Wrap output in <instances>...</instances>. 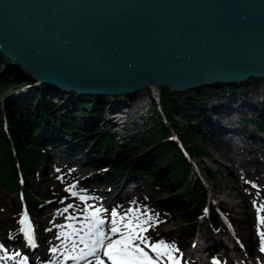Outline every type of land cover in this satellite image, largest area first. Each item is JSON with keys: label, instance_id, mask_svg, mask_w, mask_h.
Returning a JSON list of instances; mask_svg holds the SVG:
<instances>
[{"label": "water", "instance_id": "obj_1", "mask_svg": "<svg viewBox=\"0 0 264 264\" xmlns=\"http://www.w3.org/2000/svg\"><path fill=\"white\" fill-rule=\"evenodd\" d=\"M0 53L41 84L112 101L264 78V0H0Z\"/></svg>", "mask_w": 264, "mask_h": 264}, {"label": "rangeland", "instance_id": "obj_2", "mask_svg": "<svg viewBox=\"0 0 264 264\" xmlns=\"http://www.w3.org/2000/svg\"><path fill=\"white\" fill-rule=\"evenodd\" d=\"M260 80L262 79L258 78L256 81L252 82V80L247 79V81L250 82V84L247 85L249 86L248 90L250 91L252 96H254L255 98H257L259 93L258 94L252 93V92L255 93L256 91L253 85L254 84L256 85ZM32 83H25V84H22L21 86L19 85L17 89L7 92L5 96H10L23 88H28L33 85L35 86L43 85L41 83L34 81V79ZM145 88H147V91L143 93L144 95L141 94L140 97L138 95L134 96V93L131 94L130 96H132V100L131 98H127L128 103L134 106V104L132 103L133 100L143 99L147 95L148 96L151 95L150 87L149 88L145 87ZM157 89L158 87L156 88V90ZM64 91L70 92V90H64ZM53 92L54 91L52 90L47 93V90H46L44 93L51 94ZM74 93L77 94L76 92ZM173 94L175 97H177L176 94L178 95V91L177 92L173 91ZM232 94H233L232 92L231 93L229 92L228 95L225 96V98H229ZM52 96L54 97L55 95L52 94ZM61 97L67 100V98H64L62 96V94L59 95L58 93L56 98L59 99L58 100L59 102H57L56 104L57 106L60 105L61 107L65 108L66 105L63 104L64 101L63 99H61ZM184 98H185L184 96L183 98L182 97L180 98L177 97V99L175 98L176 104H174V107L171 110L172 117L176 120H180L182 123L186 122L188 129L195 130L200 136L204 135V139L206 140L207 137L205 133L202 132L201 127L199 125L197 126L198 119L200 121V118L198 117V113L200 114L202 109L199 108V111L187 113L189 109H191L194 106H191L190 103L189 105L181 104L183 102H179V101L184 100ZM188 99L190 98H187V100ZM68 100L70 99L68 98ZM236 100L238 99L236 98ZM74 101L75 99L71 101V104L74 103ZM200 101H203V100H200ZM254 101L258 103L259 99L257 98ZM198 102L199 101L197 102L195 101L196 104ZM146 103L145 101H143V105H141L142 108L140 109V111H138V112L142 111L145 114L144 116H142V118H139V124H137L138 119L137 121L136 119L135 120L133 119V117H135L134 111H132L133 116L131 118V116H129L130 113H127V112L126 114L124 113L125 111L122 110L123 108L119 106L118 101L115 103L113 102L109 103V102L103 101V104H104L103 110L105 112L102 116L97 118V121L95 120V116L92 118L91 114H89V117L91 118V122L90 120L88 121L89 117L86 116V118L85 117L81 119L79 118L77 126H80L83 129H89L95 125H98L100 128L105 130V132H108V133L109 131L114 132L115 137H117L121 141L122 138H125L124 135L121 136V134H125L128 132L127 130H124L125 132L121 130L122 129L121 123L116 122L115 125H113V123L116 121L115 119H119L118 116L120 118L127 117V119L131 118L136 123V125L135 123H133L135 126L133 131H138V133L142 132L143 137L145 136L147 137V139H150V138L152 139L154 134L152 133L151 129L154 127L155 121H152L149 118V113L147 112L148 104ZM195 103L194 105H196ZM111 105L112 107L118 108V111L116 112L114 117L109 115V111L111 110L110 109ZM86 109L88 111L93 110L91 106H88V108ZM258 109H261L260 105H259V108H257V110ZM258 113H255L253 115L255 117L254 119L264 121V114L259 116L260 118H256V115H258ZM109 117H112V122H113L112 124L107 123V120ZM189 117L196 119L195 122H192V120H190ZM140 123H143V124H140ZM65 124L69 125V123H65ZM200 125H201V122H200ZM256 127H257L256 124L254 126L252 124L249 125V128L255 129ZM167 132L169 134L168 137H172V139L177 141V139L174 138L175 135L177 137V134L172 129H170ZM139 135H136V137H134L133 140H131L134 146H136L134 148V151L136 152L139 151L141 148V145L139 143V138H140ZM60 136H63V134ZM64 137H68V136H64ZM97 138H98V134H97ZM206 142L207 143L209 142L208 143L209 146L207 147V151H208L207 155L202 156L201 158H195V157L189 158L190 159L189 160L190 162L189 179L191 180L197 179V177L199 178L200 175L207 176L208 180L205 181L206 182L205 185L209 189L208 191L209 199L211 201H215L216 204H219L220 202L219 201L217 202V199H216V198H219L221 200V203L226 206L228 210V214L230 215L229 218H232L234 220L236 229L239 231L241 237H243V239H241L240 237L238 238L240 239L239 240L240 245L244 247L242 249V252L243 251L245 252V253H241L240 250H237L238 251V253L236 254L237 257L234 258V257L228 256V254L222 253V250L215 249L214 252L212 253L216 259L215 261H218L219 264H239L238 261H234V260L241 259L242 260L241 262L250 263V260L245 258V255H247L249 252V249H251V251L253 252V255L256 256V257L253 256L251 258L252 263H255V258H256L259 260V264H264V252L260 251L261 241L262 239H264V237H262L264 236V224H258L256 208L253 207V201H257L256 196L264 197V192L263 190H260L258 184H256L258 179L253 177V175H251L252 170H254V168H257V167H259L261 171L264 172V152L259 151L260 160H256L252 158L255 155L252 154L251 155L252 157H251L246 152H244V155L241 154L240 152L235 153L236 155L233 158H229V152L231 153V151L230 150L229 152L224 151L223 144L217 145L215 143H211L212 141L208 139ZM151 147H149L146 150H148V152L151 151ZM225 154H227L228 157H226ZM114 156H115L114 153L109 154L108 161H111V159L114 158ZM162 157H163L161 159L162 161L159 159H156V160L153 159V162L156 161L155 162L156 165L160 163L159 165L161 167L160 169L164 171L169 154H166L165 156H162ZM56 158L57 157L53 155L51 152L48 154V161L50 163V167L48 170H45L47 172L46 177L45 176H43V178L41 177V172L44 169L43 167L37 170V176L39 177V179H41L40 182L43 188L50 193L51 199L47 201H42L43 203L37 204V206L33 208V211H31L32 216L35 218L37 222L36 227H37V230L39 231L38 232V242L40 244L41 243H44L45 245L48 244V248H46L45 250L47 253H49L50 255H53L50 249L53 247H56L58 251V248L61 245L62 241L65 239H68V237H64L63 232H65L66 230H72V229H77L78 227H82L81 221L84 220L86 209L88 212H91L93 209L101 208V206L103 205L104 207L106 206L109 208V210L106 212L108 216V223H109L108 227L106 228V231H108V229L111 226L110 222L112 220V217H111L112 209L115 208L119 216H123L128 211V209L131 208L133 209V212L130 214L129 217L125 218L124 222H127V219L131 218L132 216H140L141 220L147 221V223L144 224V227L148 228V231L144 234L151 238L150 243L152 241L154 242L155 235L160 234V237H158L159 238L158 240H164L167 244L174 246L170 250L171 257H175L178 260V264H189V257H191L189 256V253L195 246L194 241H197V238H194L193 236L194 235L196 236L201 231V229L199 230L198 228L199 227L198 223L201 219L204 218L207 220V218H206V212H205V214L203 213L198 218H193L192 220L185 219V214L184 212H182L184 207L179 204L180 202H182V199L184 197L183 195H185V193L183 192L184 187L174 186L172 190L175 189L174 190L175 194L173 193L171 197H174L175 195L179 196L177 199V203H173L174 201L172 200L169 202V205H165L164 201H166V199L170 197L167 191H168L169 186L171 187V185H173L172 181L169 182V186H168V181H167L165 185H160V187L153 186V188L151 186L152 185L151 183H149L150 184L149 185V184H144L143 182L144 185H142L141 190L135 191L129 194L126 199H123L124 201L122 204L116 203L117 205L116 204L113 205L111 204V200L113 196L115 195V193L120 188L119 184L115 183L116 186L114 188H109V187L106 188L103 183L100 184L99 182L97 183L95 182L96 184L94 185V188L95 189H106L107 191L106 195L103 194L102 191L90 189V188H93L91 187V184H94V183H91V179L85 176L91 173L90 169L88 168L89 166L88 164L83 165L82 162H81L82 164L78 162L73 163V166L76 165L79 168L78 172L77 174H75L74 177L71 178L69 176L68 178H66V174H63L62 171H58L56 169L57 167ZM105 163L106 161L103 163H98V164L100 165V167H102L104 166L103 164ZM95 168L98 169V167H95ZM208 169L213 170V171L215 170L214 176L208 177L209 175ZM229 169L232 172H230ZM66 171H69V169H66ZM194 172L196 173L194 174ZM161 174L164 175L163 172ZM149 176H151V178L148 181L156 180L154 174L149 175L148 173L147 178H149ZM83 178L85 180V184L80 182ZM160 179H162V176ZM165 179L168 180L169 178L165 177ZM158 181L160 182V180ZM253 185H255L256 187H253ZM79 188H80L81 193L85 192L87 194V197H85L84 200H81L80 197L82 195L80 193L78 194ZM73 192H76L77 196L74 197L72 195ZM155 193L160 195L158 199H156ZM31 194L32 196H35L33 192H31ZM93 203H98L99 205L93 207L92 206ZM69 204L73 205V207L68 209L67 212L63 211L65 208H67ZM256 204L257 206L264 204V199L262 198L261 202L256 203ZM26 206L28 205L26 204ZM137 209H139L138 212L136 211ZM20 210H22V207L21 208L18 207V200H17L16 195L11 192H5V190L2 187H0V244L4 245V247L8 250L9 254H12L15 252H19L21 255L24 254L22 246L15 241L16 240L15 237L17 236L16 234L17 216L20 213L19 212ZM145 210L148 212V216H151L154 218L153 220H148V217H145L142 215V213ZM241 211H243V216L240 217L239 215H241L240 214ZM251 213L256 214V222L253 221L252 217H250ZM260 215L264 217V210L260 212ZM76 218L78 219L77 222L75 224L69 225L70 221ZM65 221L67 223L65 227L63 228L58 227ZM253 223L254 225L255 224L258 225L260 232H262L260 233V236L262 235L261 237L259 235L255 236V235H251L250 233H248L247 230H249L248 228L253 226ZM84 225H87V222H85ZM149 225H154V226L149 227ZM218 231H220V227ZM220 233L224 234L223 231H221ZM181 234L187 235L185 236L186 238L177 237ZM58 236L59 238H57ZM70 243L73 245V242H70ZM145 250L147 251V248ZM230 253L234 254L235 252L230 251ZM55 254L56 252L54 253V256L56 257ZM149 254L153 256L155 255L154 253L151 252V250H149ZM61 257H63V253L60 256V258ZM26 260H28V258H26ZM162 262H164L165 264H169L168 259L163 258V257H162Z\"/></svg>", "mask_w": 264, "mask_h": 264}, {"label": "trees", "instance_id": "obj_3", "mask_svg": "<svg viewBox=\"0 0 264 264\" xmlns=\"http://www.w3.org/2000/svg\"><path fill=\"white\" fill-rule=\"evenodd\" d=\"M257 79L256 77L250 78L252 82ZM32 81L33 78L21 75L20 69L15 64L12 66L7 57L0 53V183L18 193L22 200L31 203L28 207L29 211H33V208L42 200L43 195L46 200L51 198L50 194L38 190L42 184L41 182L38 184L37 170L45 166L43 160L47 152L43 137L45 135L58 137L62 134L72 137L76 134L84 144L93 145L98 155L102 153L104 156L117 152L115 160L110 162L111 169L119 175L124 172L130 174L138 166L144 167L147 172L151 171V168L157 172H163L166 178L169 177L168 183L172 181V188L174 186L184 187L188 202L182 201L180 205L184 207L182 212L185 214V219L197 218L206 203V189L201 179H189L190 162L178 148L177 142L167 138L169 135L167 131L172 129L177 134L178 140L185 145L191 157L201 158L207 155L209 145L204 139V135H198L195 130L187 128L186 122L182 123L172 117L171 110L176 104L175 98L177 99L178 96L175 97L170 88L160 87L159 102L150 104L149 118L155 121V125L151 129L154 135L152 139H147V137H143L142 132L138 133L137 131L136 135L140 134L141 148L136 152L134 151L136 146L132 142L126 141V137L122 139L123 141L118 142L116 140L118 138L113 136L110 131L109 133L105 132L98 125L89 129L77 126L79 118H86L91 114V117L95 116L97 121V118L104 114L102 99L75 94L74 91H64L48 84L33 85L10 96H5L7 92L17 89L19 85L32 83ZM249 84L250 82L247 81L234 85L231 89L222 87L218 91L214 89L195 94L190 96V100L200 102L204 98L202 96L208 92L212 94L229 93V91L238 90ZM46 90L47 93L52 90L54 92L45 94ZM58 93L62 94L64 98L75 99L74 103L70 106L66 105L65 108L57 106L56 103L59 102V99L56 96ZM52 94L55 96L53 97ZM88 106H91L93 110L88 111L86 109ZM196 111H199V107H192L187 113ZM189 119L192 122L196 120L190 117ZM65 123H69V125ZM258 123L260 128L264 129V123L260 121ZM134 137L136 136L130 134L128 139L133 140ZM149 147H151V151L148 152L146 149ZM166 154H169V157L164 171L160 169V163L152 166L153 159L161 160L162 156ZM214 172L215 170L208 169V177L214 176ZM46 173L44 168L41 177H46ZM31 192L35 196H32ZM210 219L214 225H221L214 206L210 207Z\"/></svg>", "mask_w": 264, "mask_h": 264}, {"label": "bare ground", "instance_id": "obj_4", "mask_svg": "<svg viewBox=\"0 0 264 264\" xmlns=\"http://www.w3.org/2000/svg\"><path fill=\"white\" fill-rule=\"evenodd\" d=\"M250 78L251 77H249L248 79H250ZM260 79H262V80H260L258 82V84L253 85L254 88L256 89L255 93L252 92L253 94L259 93L257 96V98L259 99L258 103H256V101H254L257 98L252 96V94L248 90L249 86L241 87L238 90L234 89L233 91H229L230 93L231 92L233 93L229 98H225V96L228 95V92H226V93L223 92L221 94L206 93L208 95L204 94L205 96H202V97H204L203 101H200L197 104L195 103V101H191L190 99L187 100V98H190V96L179 95V94L178 95L176 94V96H178L179 98L180 97L183 98V96L186 97V98H184V100L179 101V102H183L181 104L189 105V103H190L191 106L199 107L202 109L203 112H201L200 114L198 113V117L200 118V121L198 119L197 126L199 125L201 127V130H202V132L205 133L207 139L212 141L211 143H215L217 145L223 144L224 145V151L229 152V150H230L231 153L229 152V158H233L236 155L235 153L240 152L241 154L244 155V152H246L250 156L252 154H254L255 156H253V157L251 156V157L256 159V160H260L259 151L264 152V148H263L264 147V129L260 128L258 121H260L261 123L262 122L264 123V121L254 119L255 117L253 116L255 113L259 112L258 115H256V118H260L259 116L264 114V112H263L264 111V90H263L264 78H260ZM244 82H247V79ZM244 82H241L238 84H243ZM238 84H233V85L226 86L223 88L231 89L234 85H238ZM157 87H158V89L156 90ZM218 90H221V89L218 88L217 91ZM146 91H147V88H144L141 91L134 93V96L138 95L140 97V95L145 93ZM150 91H151V95H149V96L147 95L145 98L139 99L140 102L137 99L133 100L132 103L134 104V106H132V104H129L127 101V98H131V100H132V96H130L132 93H127V94H125V95H123L117 99L110 101V102L115 103L118 101L119 106L122 107L123 108L122 110L125 111L124 113L125 114H126V112L130 113L129 116H131V118L133 116L132 111H134L135 117H133V119L134 120L136 119V121L138 119L137 124H139V118H142V116L145 115L142 111L138 112L142 108L141 105H143V101H145V103L147 102L146 104H148L147 105L148 106L147 107L148 113H150V111H149L150 104L152 102H155V103L159 102L160 86H150ZM77 94H81V93H77ZM221 95H222V97H221ZM236 98L238 100H236ZM61 99H63V98H61ZM72 100L73 99L68 100V98H67V100L63 99V101H64L63 104L64 105H70ZM103 101H106V100H103ZM106 102H109V101H106ZM194 103L196 105H194ZM259 105L261 106V109L257 110V108H259ZM116 108L117 107H112V105H111L110 106L111 110L109 111V115L114 117L116 112L118 111V108L117 109ZM147 112H146V114H147ZM244 112H246V113H244ZM193 115H195V114H193ZM112 117L108 118L107 123H109V124L113 123ZM118 118L119 119H115L116 121L113 123V125H115L116 122L121 123L122 124L121 130H123V131L127 130V132H128L125 134H121V136L124 135V137L127 138L126 141L131 142V140L128 139L129 135L133 134L136 136V134H137L136 133L137 131H133L134 127H135L133 124V123H135L134 120H132L131 118L127 119V117L120 118L118 116ZM89 120L91 122L90 117L88 118V121ZM200 122H201V125H200ZM250 124H252L253 126L256 124L257 125V127L255 128L256 130L254 128H249ZM135 125H136V123H135ZM111 134L115 136L114 132H111ZM45 136L43 137V143H45L44 146L46 147L47 152L44 155L43 163H45V166H43V168H45V170H48L50 167V163L48 161V154L50 152L57 157L56 158V163H57L56 169L58 171H62L63 174H66V178H68L69 176L72 178L78 172L79 168L76 165L73 166V163L78 162L80 164L83 163V165L88 164L89 165L88 168L90 169L91 173L87 174L85 176L89 177V179H91V183H94V184L90 183L91 187H93L92 189H95L94 185L97 182H99L100 184L103 183L105 187H109V188H114L116 186L115 183H117V184H119V187H120L118 189V192H121V193H124L125 195H127V194H131L135 191L141 190L142 185H144V184L151 183L152 184L151 186L153 188V186L160 187V185H165L167 183L166 182L167 179H165V177H163L164 175H162L160 171L157 172L155 170H152V168L150 169L151 171L147 172L144 169V167L138 166V167L134 168L130 174H127L126 172H124L123 174L119 175L118 173L113 171V169H111V162L108 161L109 160L108 159L109 154H111V153H108L107 155L105 154L104 156L102 153H101V155H98L97 151H95V149H94V146L84 144L83 142H81L78 135H75L72 137H70V136L64 137L65 135H63V136H58L57 138H55V136H52V137H49V136L45 137ZM168 136H167V138L169 140L177 142L178 148L181 150L184 157L189 161L190 160L189 158L191 156H190L189 152L187 151L185 145H183V143H181L179 140L176 141V140L172 139V137H168ZM116 140H118V142H120L119 139H116ZM121 141H123V140H121ZM114 155H115L114 158H112L111 160H115V158L118 155L117 152H114ZM225 155H226V157H228L227 154H225ZM244 159H246V158H244ZM105 161H106V163L103 164L104 166L100 167V165L98 163H103ZM151 164H152V166H156L155 162H153V161L151 162ZM94 166L98 167V169H96ZM41 168L42 167H40L38 169H41ZM66 169H69V171H66ZM229 171H230V169H229ZM155 172H157V173H155ZM230 172H232V171H230ZM148 173H149V175L154 174L156 180L148 181L151 178V176H149V178H147ZM195 173L196 172H194V174ZM251 175H253V177L258 179V181L256 180L257 181L256 184H258L259 189L263 190V192H264V172L261 171V169L259 167H257V168H254V170H252ZM161 176H162V179H160ZM197 179H201L203 181L202 184H203L204 188H206V194H207V192L209 191V189L205 185L206 184L205 181L208 180L207 176L206 175H204V176L200 175L199 178L197 177ZM38 180H39L38 181V184H39L41 179H39V177H38ZM158 180H160V182ZM145 181L148 183H146ZM80 182L85 184L84 180H81ZM143 182H144V184H143ZM168 186H169V183H168ZM0 187H2L5 190V192H11V193H14L16 195L17 200H18V207L19 208L22 207V210L19 211L20 214L22 211L29 212L28 207L30 206L31 203L26 202L25 200H22L21 197L18 195V193L12 191V189L7 188L6 186H4L1 183H0ZM38 190L39 191L42 190L43 193H45V194H50L48 191H46L43 188V186L39 187ZM95 190L107 192L106 189H95ZM174 190H172V187L169 186L167 192L170 195V197H168V199H166V201H164L165 205H169V202L172 200L174 201L173 203H177V199L179 196L175 195L174 197H171V195L174 193ZM125 195H123V196H125ZM75 196H77V195H75ZM155 196H156V199H158L160 197V195H158L157 193H155ZM183 196L184 197H183L182 201L188 202V198L186 197V195H183ZM262 198L264 199L263 196H259V197L256 196V200H257L256 203H260ZM216 199H217V202L219 201L220 203L216 204L215 201L210 200L209 201V212H210V207L214 206L215 208L223 209V211L225 213H227L225 218H229L230 215L228 214V210H227L226 206L221 203V200L219 198H216ZM20 200H22V201H20ZM42 201H47L46 197L44 195L42 197V200H40L38 202V204L43 203ZM26 204L28 206H26ZM106 209L109 210V208H106ZM240 214H241V215H239L240 217L243 216V211H241ZM31 216H32V214H31ZM202 217H204V216H202ZM250 217H252L253 221L256 222V214L251 213ZM206 218H207V220L204 218L200 220V226H201L199 228V230L201 229L200 233L197 234L196 236L195 235L193 236L194 238H197V242L194 243V245H196V251L203 252V251H206L209 249L218 248L220 246L223 247V246H226V243L231 245L233 247V249L241 250L244 248L242 245H240V241H239L240 239L238 237H240L241 239H243V237H241L239 231L236 229V227H235L236 225L228 227L227 230L224 229V234H221L220 233L221 229H220V231H218L219 228L216 227L212 223L210 218H208V217H206ZM230 219L234 222V220L232 218H230ZM76 220H77V218L74 220H71L69 225L73 224ZM33 221L36 225V223H37L36 220H33ZM61 225L66 226L67 225L66 221L63 222ZM253 226L248 228L249 229V230H247L248 233H250L251 235H255V236L259 235L260 236V233H262V232H260L258 225L257 224L254 225V223H253ZM120 227H121V231H122L123 227L122 226H120ZM167 233H168V231H167ZM185 236H187V235L181 234L177 237L178 238H186ZM158 237H160V234L155 235L154 242L158 241V239H159ZM198 239H199V241H198ZM149 250L150 249L147 248V251H149ZM60 253H58V254H60ZM232 257H233V255H232ZM245 258H248V254L245 255ZM193 261H195V260H192L191 262H193ZM234 261H240L241 262L242 260L241 259H239V260L235 259Z\"/></svg>", "mask_w": 264, "mask_h": 264}, {"label": "snow or ice", "instance_id": "obj_5", "mask_svg": "<svg viewBox=\"0 0 264 264\" xmlns=\"http://www.w3.org/2000/svg\"><path fill=\"white\" fill-rule=\"evenodd\" d=\"M253 187L256 186L253 185ZM72 195L75 196L76 193L73 192ZM80 198L81 200L85 199L84 196ZM72 207L73 205L69 204L63 211L67 212ZM253 207L256 208L258 224H264V217L260 215V212L264 210V204L257 206L256 201H253ZM103 211L106 210L101 208H95L91 212H88L87 209L85 210L84 220L81 221L82 228L77 231H81L85 222H87V231L84 232L83 236L79 237L80 243L84 244V248L87 251L82 249L81 255L65 256L64 259L82 261L87 257H94L96 264H163V257L168 259L169 264H178V260L175 257H171L170 250L174 247L173 245L167 244L164 240L150 243L151 238L144 234L148 231V228L144 227L147 221L141 220L140 216H132L127 219V222H124L125 218L129 217L133 212V209H128L123 216H119L115 208L112 209L111 226L107 232L102 230L101 227L104 225L105 220L99 214ZM136 211L138 212L139 209ZM142 215L148 217V220L154 219L148 216L146 210ZM26 216V211H22L19 220V224L21 225L19 231L22 233L24 240L30 246L35 247L34 234L24 227ZM121 224L125 231H121ZM152 226L154 225H149V227ZM58 227L63 228L65 226L60 225ZM114 236L117 238L114 239ZM105 241L108 242L105 244ZM75 246L76 242L74 241L73 248ZM146 248L150 249L155 255H150L149 251L145 250ZM50 251L55 253L57 252V248L53 247ZM260 251L264 252V239L261 241ZM16 257H20L19 252L9 254L4 245L0 244V264H8V261L14 260ZM16 264H26V257L16 260ZM88 264H91V261ZM213 264H219V262L214 261Z\"/></svg>", "mask_w": 264, "mask_h": 264}]
</instances>
